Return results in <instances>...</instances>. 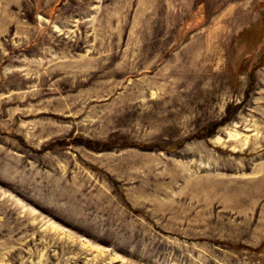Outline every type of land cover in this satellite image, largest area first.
<instances>
[{
    "label": "rangeland",
    "instance_id": "obj_1",
    "mask_svg": "<svg viewBox=\"0 0 264 264\" xmlns=\"http://www.w3.org/2000/svg\"><path fill=\"white\" fill-rule=\"evenodd\" d=\"M0 264H264V0H0Z\"/></svg>",
    "mask_w": 264,
    "mask_h": 264
}]
</instances>
